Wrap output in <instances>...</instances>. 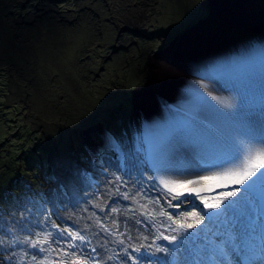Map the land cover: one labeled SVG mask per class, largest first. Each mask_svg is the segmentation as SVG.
Wrapping results in <instances>:
<instances>
[{"label":"rangeland","instance_id":"obj_1","mask_svg":"<svg viewBox=\"0 0 264 264\" xmlns=\"http://www.w3.org/2000/svg\"><path fill=\"white\" fill-rule=\"evenodd\" d=\"M258 4L264 9V0ZM220 9L214 0H0V194H40L38 204L59 209L63 219H52L60 228L93 240L101 264H130L122 255L136 258L132 247L139 244H154L141 250L164 255L155 251L165 247L156 239L163 229L159 222L137 224L132 198L158 199L173 220L186 217L187 223L203 217L198 209L204 211L195 200L173 204L154 180V167L135 164L143 160L135 145V94L147 87L156 61H171L161 54L173 57L183 38L212 23L216 11L230 15ZM10 61L17 62L14 73L6 72ZM25 186L31 191L25 193ZM113 207L120 209L118 216L109 211ZM216 218L207 224L220 228ZM42 219L36 212L34 224ZM114 220L117 235L99 226L111 228ZM30 227L31 236L14 233L13 262L32 264L36 250L23 241L37 238L41 228ZM47 230L56 232L50 225ZM12 243L3 240L0 255L11 252Z\"/></svg>","mask_w":264,"mask_h":264},{"label":"bare ground","instance_id":"obj_2","mask_svg":"<svg viewBox=\"0 0 264 264\" xmlns=\"http://www.w3.org/2000/svg\"><path fill=\"white\" fill-rule=\"evenodd\" d=\"M214 5L222 7L220 11L236 17L227 14L213 15L217 22L210 27L194 30L181 42L186 45L181 51L200 57L201 59L192 58L195 62H203L202 65L198 66L208 68L209 71H197V65L193 61L189 64L185 60L166 62L159 59L155 62L153 70L149 71L145 90L144 87L139 88L138 93L135 94L136 118H134L137 122L135 125V139L137 140L135 145L139 155L143 158L140 162L135 163L138 167L148 165L145 162L146 158L143 151L146 146L143 141L147 129L163 125L170 118L177 121H186L194 117L195 113H199V122L197 123L198 152L176 147L170 152L162 165L154 167V180H156L158 187L167 194V197L176 195L177 192L183 193L176 199L177 202L173 204L195 200L197 206L204 211L203 213L201 210H197V213L203 216L202 221L198 224L199 229L192 228L188 233L174 235L177 236L174 244H170L167 240H159L169 250L176 248L178 245L180 246L178 251H182V254L177 253L178 251L175 253L170 251V256L177 257L174 264H207V254L210 247L216 253L217 259H220L219 247L210 245L207 242L212 240L213 243H218L223 239L222 236L219 237V233L223 231L225 218L219 213L224 211L225 205L230 200H236L237 197L243 195V191L237 192L226 200L223 193L234 191L236 188L243 190L244 185L230 184L225 188L218 186L215 181L204 182V178L214 177L228 171L227 167H217V165L238 154L239 146L236 141L246 134L243 125L244 117L241 116L239 121L223 111H234L236 108V100L224 82L223 66L253 50L261 54V68L258 70L255 84L251 90V98L264 111V11L258 2H250L248 5L242 6L241 0H214ZM211 48L214 50L212 51ZM223 53L230 54L231 59H224ZM176 55L175 58L181 59L182 55L180 53H176ZM213 58L216 63L210 65L209 62ZM147 88H149V94L144 95ZM159 93L162 94L161 97H159ZM255 135L257 139L264 142V120H257ZM103 137L105 138L104 135ZM239 144L244 149L249 147L244 140H239ZM255 147H259V145L257 144ZM232 167H235V165H232ZM261 171H264V169ZM251 179L255 180L256 177L254 176ZM194 180H199L201 183L189 186L190 189H195V192L191 194H189V189L175 188L176 184H185ZM161 181L173 182L169 184V187L175 190L170 194ZM250 182L246 181L245 183ZM196 192H199V195H196ZM256 195L259 197L256 213L259 216V221L254 224L255 231L247 239L254 252L264 256V181L259 185ZM205 200L208 204L221 202L220 208L207 207ZM165 209L166 207H163L159 211ZM231 211L235 215H239L241 212L251 215L250 210L244 205H240ZM211 212H213L214 218L207 215ZM215 217L220 223V228H214L207 224L213 222ZM137 219L141 223H148L141 215ZM156 222H159L163 233L169 236L171 231L167 230V225L171 221L161 217ZM152 226L153 229H157L153 224ZM173 227H176V225L174 224ZM188 236L192 238L186 239ZM91 241L93 242V240ZM184 249L190 251L185 252ZM146 250L135 252L137 253L134 254L135 259H132L133 256L128 254L122 255V259L129 258L130 264H140V257L148 252ZM155 256L164 257V255L157 254ZM168 259L166 258V260ZM153 264H156L154 257ZM247 264H253V262L248 261Z\"/></svg>","mask_w":264,"mask_h":264},{"label":"snow or ice","instance_id":"obj_3","mask_svg":"<svg viewBox=\"0 0 264 264\" xmlns=\"http://www.w3.org/2000/svg\"><path fill=\"white\" fill-rule=\"evenodd\" d=\"M260 68L261 54L256 50L244 54L236 60L229 61L223 66L225 73L224 82L236 100V108L234 111H223L239 121L241 120V116H243V125L245 126L246 134L239 137L236 141L239 146L238 154L225 159L224 162L217 165V167H227L228 171L214 177H205L204 182L215 181L218 186L225 188L230 184H239L244 185V188L243 190L236 188L234 191L223 193L224 199L227 200L237 192L243 191L242 196L237 197L236 200H230L225 205L224 211L219 213L225 218L223 231L219 233V237L222 236L223 239L218 243H213L212 240L207 243L219 247L220 259H217L216 253L210 247L207 254V264H247L248 261H252L253 264H264V256L255 253L247 239L255 231L254 224L259 221V216L256 214L259 197L256 195V192L261 182L264 181V171H261L264 169V142L257 139L255 135L257 120H264V111L251 98V90L255 84V79ZM219 108L222 110L221 107ZM198 122L199 113H195L194 117L186 121H177L174 118H170L163 125L147 129L143 141L146 145L143 148L146 158L145 162L151 167H158L165 162L170 152L176 147L198 152ZM239 140L246 141L249 147L246 149L241 148ZM153 142H155L154 147ZM257 144L259 147H255ZM232 165H235V167H232ZM254 176L256 179L252 180L251 178ZM246 181L251 182L246 184ZM161 183L164 184L170 194L175 190L169 187V184L173 182L161 181ZM200 183L201 181L199 180L188 181L185 184H176L175 188L189 189V194H191L195 192V189H190L189 186ZM30 191V187L25 186V193ZM116 191L119 192V187H117ZM182 194V192H177L176 195H171V200L178 199ZM196 195H199V192H196ZM9 196V193L0 194V243H3L5 239L13 241L9 245L12 251H5L0 255V264H23V260L13 262V257L16 255L14 233L16 231L27 232L31 236L32 228L30 226H39L41 228V231L36 234L37 238L23 241L29 244L31 249L36 250L31 253L32 264H101V260L97 255L98 250L92 245L91 239L86 234H81L80 230L74 231L66 227L60 228L56 221L52 219L53 215L57 219H63L59 214V209L55 205L49 209L46 207L47 201L38 204L37 196L40 200H43L40 194H35L31 198L26 194L21 198L11 197L9 199ZM122 197L124 200L130 198L128 193L122 194ZM132 202L137 204L138 207L130 209V211L133 213L138 212L149 223L155 224L161 217L171 221L167 225V230L171 232L188 233L190 229L196 227L203 219V217H199L192 223H185L184 221L187 218L181 217L180 220L174 221L172 215L166 210L157 211L156 207H152V205H156L163 208L162 205H159L158 199L141 203L139 200L132 198ZM205 204L209 208H220L221 202L208 204L205 200ZM240 205L246 206L250 210L251 215L246 212H241L239 215L233 214L231 210ZM171 206V202L169 201V207ZM109 211L114 216H118L120 213V209L115 207L109 209ZM36 212H39L43 217L38 224H34ZM25 213L28 215L26 216ZM191 215L196 216V213H192ZM28 217H32V219ZM136 223L140 224L141 221L137 220ZM174 224L176 227H173ZM48 225L51 228H55L56 232L48 231ZM99 226L110 235L120 233V225L115 220L111 228L106 227L104 224H99ZM191 238V236L186 237V239ZM128 239L131 240V237L129 236ZM145 239L147 238L145 237ZM156 239L167 240L170 244H174L177 236H167L163 232H160ZM118 243L124 244V240L118 239ZM129 247H132V245H129ZM152 247H154V244H139L132 247V251L140 252L141 248ZM178 250H180L179 245L171 250L163 246L155 247V251L163 252L164 257H156L155 253L145 252L140 259L146 260L147 264H153L154 257L156 264H174L177 257L170 256V251L175 253ZM124 251L127 252V249ZM184 251L188 252L190 250L184 249ZM39 253H46V255L38 260ZM53 253H55V258L52 256ZM28 255L29 253L25 252L24 256L27 257ZM165 257L169 259L166 260Z\"/></svg>","mask_w":264,"mask_h":264},{"label":"water","instance_id":"obj_4","mask_svg":"<svg viewBox=\"0 0 264 264\" xmlns=\"http://www.w3.org/2000/svg\"><path fill=\"white\" fill-rule=\"evenodd\" d=\"M242 2H243V4H244V6L245 5H248L250 2H254V3H257V2H259V0H241ZM263 11H264V9H263ZM216 14H218V15H220V13L219 12H217ZM216 14H214V15H216ZM231 15V17H236V16H234V15H232V14H230ZM212 18H214L213 17V15H212ZM211 21H212V23H210V24H206L205 26H202L201 28H205V27H210L212 24H214L215 22H217V19L215 18V20L213 21L212 19H211ZM197 29H200V27H197L195 30H197ZM193 32V31H192ZM190 34V33H189ZM188 34V35H189ZM184 43H181L178 47H177V50H176V53H180L182 56H181V59H179V58H175L177 55L176 54H174L173 55V57L171 56V55H160L161 57L163 56V57H167V58H170V60L171 61H173L174 60V62H178V61H181V60H185V61H187V63H189V64H191L192 63V61L194 62V64L195 65H197V68H196V70L197 71H199V72H208L209 70H208V68H202V67H200V66H198V65H202L203 64V62H195V60H193V58L192 57H196V58H198V59H201L200 57H198L197 55H194V54H186V53H183L181 50L184 48V47H186V45L184 44ZM182 46V47H181ZM178 48H181V50H178ZM211 50L213 51L214 49H212L211 48ZM222 56H223V58L224 59H226V60H230L231 59V55L230 54H226V53H223L222 54ZM172 57V58H171ZM203 60V59H202ZM170 61V62H171ZM214 63H216V61L214 60V58L209 62V64L210 65H212V64H214ZM199 67V68H198ZM213 68V67H212Z\"/></svg>","mask_w":264,"mask_h":264},{"label":"trees","instance_id":"obj_5","mask_svg":"<svg viewBox=\"0 0 264 264\" xmlns=\"http://www.w3.org/2000/svg\"><path fill=\"white\" fill-rule=\"evenodd\" d=\"M34 6H35V4H34ZM52 43H50L49 44V46L48 47H51L52 45H51ZM45 52H50V50L49 49H47ZM14 63H17L16 61H14ZM14 63L13 62H9V63H6L5 65H6V72H8V71H10L11 73H14V72H12V71H14L15 70V67H14ZM7 68H8V70H7ZM12 81V80H11ZM10 86H11V91H10V93H11V95H12V93L14 92V88H13V85H12V82H11V84H10ZM8 95V94H7Z\"/></svg>","mask_w":264,"mask_h":264}]
</instances>
